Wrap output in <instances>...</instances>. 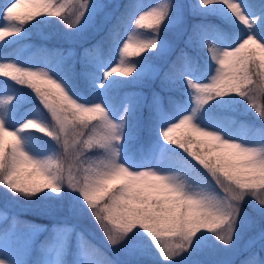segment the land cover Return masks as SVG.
Returning a JSON list of instances; mask_svg holds the SVG:
<instances>
[{"label": "snow or ice", "instance_id": "6c2138e0", "mask_svg": "<svg viewBox=\"0 0 264 264\" xmlns=\"http://www.w3.org/2000/svg\"><path fill=\"white\" fill-rule=\"evenodd\" d=\"M110 8L0 3V215L7 221L24 197L46 202L41 213L54 221L0 231V264H204L216 242L224 255L211 264H264V124L225 115L252 109L264 121V0ZM42 17L59 18L69 45L104 35L79 53L41 49L33 66L17 46L31 27L53 23ZM145 82L155 85L150 97L126 90ZM85 218L112 255L86 238Z\"/></svg>", "mask_w": 264, "mask_h": 264}, {"label": "trees", "instance_id": "16d2710c", "mask_svg": "<svg viewBox=\"0 0 264 264\" xmlns=\"http://www.w3.org/2000/svg\"><path fill=\"white\" fill-rule=\"evenodd\" d=\"M4 0H0V3H3ZM109 3L111 5L110 10L116 9L117 5H120L121 7L119 9H116L114 11V15H117L119 11H122V5L127 3V0H109ZM37 19H47L50 21H53V23L49 24H39L31 27L28 29L30 32V35L26 40H22L19 47L22 50V59L26 61L29 64H32L33 66H42V56H41V49L47 48V49H56V48H64L67 49L70 46H73L77 49V52L81 50V46L83 47H90L93 43L96 42V40L100 39L104 33L99 34H93L91 32L86 33L85 36L82 38V40L78 41L75 45H69L65 36H64V28L61 24H59L57 21L59 18L57 17H42ZM192 22L199 23V18L194 19ZM208 23H217L218 21L214 19H209L207 21ZM170 32L167 33V36L169 37ZM182 44V41L178 43V46ZM105 56L108 55L107 53V45H105ZM9 59H12L9 57ZM155 85L151 84V82H145L144 85L140 86H130L126 90L131 91H138L143 92L146 96L150 97L152 88ZM19 87V86H17ZM25 91H29L27 89H24ZM258 103H264V97H262ZM34 104L38 105L39 101L34 100ZM46 114V113H45ZM47 115V114H46ZM226 116H234L236 119L240 121H245L250 124H255L256 126H259L260 124H264V121H262L258 114L255 112V110L250 109L247 113H243L242 111H237L235 113H225ZM47 119L50 121V116H47ZM36 136L41 135L40 133H35ZM31 139V138H29ZM43 140L48 141V137H43ZM171 147V146H170ZM92 153L98 152V149L91 150ZM176 151L181 152L182 150L176 149ZM182 155L186 156L187 154L182 153ZM189 160H191L190 157H188ZM193 164L196 165V167L199 169L200 173L203 175L205 180L207 181L208 185L215 189L217 192H219V188L216 187L215 182L212 180V177L208 175V173L198 164H196L195 161H192ZM46 202L44 201H34L32 203H29L26 198L19 197V200L17 203H13L10 205L8 209V217L7 221H5V217L3 215H0V231H2L5 228H11L13 224H15L16 228L19 232L24 233L26 232L30 227L32 226H39L43 225L46 227H51L54 221L50 219L48 216L43 215L41 213V209L44 207ZM3 207V204L0 203V208ZM64 215L63 212L56 211L55 216L57 217V220L62 218ZM15 217V221H13L12 217ZM75 222V221H74ZM78 223V227L81 228L86 238L90 239L97 247L100 249H103L108 252L109 255H112L110 249L111 245H108L103 233L99 230L98 226L96 225L95 221L91 218H85L80 220ZM90 234V235H89ZM47 233H41L37 237V241L42 242ZM38 246V245H37ZM36 254L34 253L30 259H36ZM154 260V257H146L145 258V264H151V262Z\"/></svg>", "mask_w": 264, "mask_h": 264}, {"label": "rangeland", "instance_id": "374dc122", "mask_svg": "<svg viewBox=\"0 0 264 264\" xmlns=\"http://www.w3.org/2000/svg\"><path fill=\"white\" fill-rule=\"evenodd\" d=\"M170 40H172L173 42H175L177 45L179 42L182 41V38L179 37L178 32L177 31H172L170 32V35L168 37ZM223 246L219 244V242H216V248L217 250L221 249ZM217 250H213V251H208L206 253H204L203 255H201L199 257L200 260H202L204 262V264H211L212 261L220 258L222 255H224L223 252L221 251H217Z\"/></svg>", "mask_w": 264, "mask_h": 264}]
</instances>
